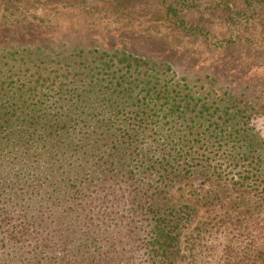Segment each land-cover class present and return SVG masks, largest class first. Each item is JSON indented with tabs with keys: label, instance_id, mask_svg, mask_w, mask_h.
I'll use <instances>...</instances> for the list:
<instances>
[{
	"label": "trees",
	"instance_id": "1",
	"mask_svg": "<svg viewBox=\"0 0 264 264\" xmlns=\"http://www.w3.org/2000/svg\"><path fill=\"white\" fill-rule=\"evenodd\" d=\"M160 2L176 23L194 7ZM11 56L18 65L4 78L10 83L0 82V264H91L102 254L95 231L76 243L72 262L71 251L56 257L44 212H68L71 198L93 186L102 205L119 206L120 194L131 216H142L167 182L211 169L258 190L264 204V140L243 100L213 91L196 97L170 66L122 50L82 49L67 60ZM171 213L172 221L158 214L146 236L147 264L174 262L183 213ZM66 215L62 226L85 229L79 215Z\"/></svg>",
	"mask_w": 264,
	"mask_h": 264
},
{
	"label": "rangeland",
	"instance_id": "2",
	"mask_svg": "<svg viewBox=\"0 0 264 264\" xmlns=\"http://www.w3.org/2000/svg\"><path fill=\"white\" fill-rule=\"evenodd\" d=\"M192 2L176 23L160 0H0V82L10 83L4 78L18 65L11 56L16 51L26 60H67L82 49L122 50L170 66L196 97L213 91L243 100L264 140V0ZM230 179L198 169L183 181L167 182L143 217L139 211L131 216L120 194L114 196L119 206L102 205L93 186L71 198L68 212H44L54 254L71 251L72 262L76 243L94 230L102 254L91 264H147L141 255L158 214L172 221L171 212L179 211L173 264H264L263 196ZM69 212L86 222L85 229L62 226ZM102 212L104 220L98 217Z\"/></svg>",
	"mask_w": 264,
	"mask_h": 264
}]
</instances>
